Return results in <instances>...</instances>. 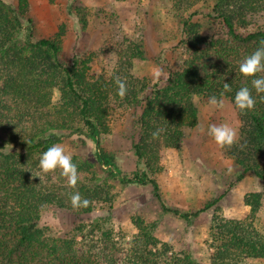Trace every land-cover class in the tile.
<instances>
[{
    "label": "trees",
    "instance_id": "1",
    "mask_svg": "<svg viewBox=\"0 0 264 264\" xmlns=\"http://www.w3.org/2000/svg\"><path fill=\"white\" fill-rule=\"evenodd\" d=\"M167 1L178 11L212 1L223 38L203 36L200 26L192 22L194 15L177 16L182 32L178 46L186 58L170 68L167 84L160 88L132 74L134 61L143 58L141 48L125 53L111 74L93 76L91 59L66 61L57 40L35 39L28 28L30 32L23 34L26 0H20L18 8L0 0V131L6 135L0 142V264H200L191 255L160 243L158 224L139 216L132 220L137 232L121 263L112 231L103 228L107 219L88 227L79 225L71 236L57 239L49 238L39 225L42 211L49 206L81 216L91 214L99 202H111L110 182L150 186L162 210L181 219L197 218L214 208L217 201L193 214L168 208L157 181L149 175L161 169L164 149L180 145L185 132L196 127L194 99L198 97L208 101L216 96L233 105L240 134L225 152L242 168L237 182L249 174L264 182V93L257 94L252 78L239 71L244 58L264 43V28L257 24L264 17V0ZM258 76L264 77V72ZM117 78L127 87L123 98L118 95ZM241 87H248L256 101L252 110L243 113L234 104ZM56 90L61 99L54 105ZM120 112L127 113L129 140L138 164L128 172L119 168L101 144L102 137L111 133L112 118ZM75 136L97 145V162L107 168L104 181L93 163L78 158L72 159L79 176L75 187L60 170L40 172L41 153ZM74 191L88 200L86 207L72 206ZM244 202L250 208L244 220L216 213L208 243L210 264L264 260V227L257 225L262 197L248 194ZM97 232L100 236L92 239ZM81 236L84 243L79 244ZM96 248L99 255L93 251Z\"/></svg>",
    "mask_w": 264,
    "mask_h": 264
},
{
    "label": "rangeland",
    "instance_id": "2",
    "mask_svg": "<svg viewBox=\"0 0 264 264\" xmlns=\"http://www.w3.org/2000/svg\"><path fill=\"white\" fill-rule=\"evenodd\" d=\"M4 1L15 8L21 5L20 0ZM26 1L22 16L24 28L32 30L35 39L57 40L66 61L74 57L91 59L90 74L93 76L111 74L125 53H135L136 48H141L143 58L134 61L132 74L147 79L152 85L165 87L170 68L180 66L186 58L178 46L182 38L179 15L184 18L194 15L192 22L200 26L203 36L223 38L212 1L200 2L187 11L176 10L167 0ZM257 24L264 28V17ZM28 32L26 29L23 34ZM156 69L163 70L159 79L154 77ZM60 99V92L54 91L53 104L57 105ZM223 103L224 108L218 109L202 98H195L194 105L198 111L196 127L185 132L180 145L164 149L161 169L149 174L157 181L162 200L168 208L193 214L217 201L214 208L197 218L181 219L162 210L150 186L110 182L111 202H99L91 214L81 216L54 206L46 207L41 214L40 227L49 238H66L79 225L88 227L96 220L107 219L103 228L112 231L111 241L117 245V257L121 263L128 255L137 232L132 220L139 216L158 224L156 235L160 243L170 244L176 253L191 255L200 264H210L208 243L217 212L229 220H244L250 214V208L244 202L246 195L258 193L262 197V208L257 216V225L264 227V182L252 174L237 182L242 168L207 135L209 125L227 123L237 129L239 138L237 112L227 100ZM112 119L111 133L102 137L101 144L115 157L120 169L132 171L138 164L129 140L127 113L120 112ZM5 137V133L0 131V142ZM61 146L72 159L93 163L100 179L105 180L107 168L97 162L95 143L75 136ZM10 150H15V147ZM100 234L95 233L92 239L96 240L95 236ZM78 242L84 243L82 236ZM93 251L97 255L100 253L97 248ZM251 264H264V260Z\"/></svg>",
    "mask_w": 264,
    "mask_h": 264
},
{
    "label": "clouds",
    "instance_id": "3",
    "mask_svg": "<svg viewBox=\"0 0 264 264\" xmlns=\"http://www.w3.org/2000/svg\"><path fill=\"white\" fill-rule=\"evenodd\" d=\"M239 71L245 77L252 78L251 83L257 94L264 93V77L258 76L259 73L264 72V43L258 47L253 53L244 58L239 65ZM163 76L162 69H156L154 77L159 79ZM118 95L123 98L127 93L126 84L117 78ZM225 90H229L228 83L224 85ZM264 99V97H261ZM209 105L214 108L223 109V100H218L216 96H211L208 100ZM255 98L252 91L248 87H241L235 94L234 104L242 113L250 111L255 107ZM204 131V128H201ZM207 135L210 136L217 146L221 149H230L237 143V129L227 123L220 125H209L207 128ZM38 167L43 174L53 173L57 170L67 177L68 184L72 187L78 182L79 176L76 165L72 162V158L66 153L65 148L59 144L50 146L46 151L41 153ZM39 177L40 175H36ZM71 204L74 208L86 207L88 205L87 199H82L79 192H73L71 195Z\"/></svg>",
    "mask_w": 264,
    "mask_h": 264
}]
</instances>
